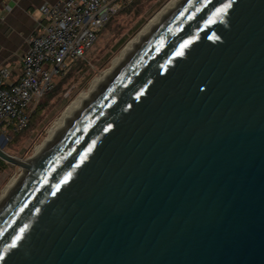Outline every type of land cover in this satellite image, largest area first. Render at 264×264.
Instances as JSON below:
<instances>
[{
    "label": "water",
    "instance_id": "water-1",
    "mask_svg": "<svg viewBox=\"0 0 264 264\" xmlns=\"http://www.w3.org/2000/svg\"><path fill=\"white\" fill-rule=\"evenodd\" d=\"M28 169L0 264H264V0H181Z\"/></svg>",
    "mask_w": 264,
    "mask_h": 264
},
{
    "label": "built area",
    "instance_id": "built-area-1",
    "mask_svg": "<svg viewBox=\"0 0 264 264\" xmlns=\"http://www.w3.org/2000/svg\"><path fill=\"white\" fill-rule=\"evenodd\" d=\"M132 0H64L40 9V33L31 37L19 79L0 69V133L20 134L29 126L34 104L51 93L70 64L84 60L110 19Z\"/></svg>",
    "mask_w": 264,
    "mask_h": 264
},
{
    "label": "rangeland",
    "instance_id": "rangeland-1",
    "mask_svg": "<svg viewBox=\"0 0 264 264\" xmlns=\"http://www.w3.org/2000/svg\"><path fill=\"white\" fill-rule=\"evenodd\" d=\"M170 0H132L118 11L98 34V40L85 59L73 64L58 80L51 95L33 105L29 126L20 134L0 133V149L19 160H25L47 136L48 130L64 111L86 93L100 72L108 69L125 45L144 28L148 21ZM4 162V161H3ZM0 172V193L20 173L18 166L4 162Z\"/></svg>",
    "mask_w": 264,
    "mask_h": 264
},
{
    "label": "bare ground",
    "instance_id": "bare-ground-1",
    "mask_svg": "<svg viewBox=\"0 0 264 264\" xmlns=\"http://www.w3.org/2000/svg\"><path fill=\"white\" fill-rule=\"evenodd\" d=\"M181 0H170L164 5L141 29L138 34L131 39L125 47L122 49L120 54L116 56L110 67L93 80L88 91L81 94L75 102H73L61 115V117L54 123V125L48 130L47 136L43 139L40 145L36 146L33 153L25 160H19L24 167L20 168V173L17 177L12 178L0 193V211L5 206L7 201L20 186V184L29 176V167L37 164L45 148L56 139L65 126L71 122L74 117L81 112V109L85 107L89 100L96 94L101 88L105 81L126 61V59L135 51V49L145 40L150 32L160 23V21L180 2Z\"/></svg>",
    "mask_w": 264,
    "mask_h": 264
},
{
    "label": "crops",
    "instance_id": "crops-1",
    "mask_svg": "<svg viewBox=\"0 0 264 264\" xmlns=\"http://www.w3.org/2000/svg\"><path fill=\"white\" fill-rule=\"evenodd\" d=\"M62 1L0 0V69L10 70L12 82L19 79L28 41L41 31V7ZM2 132L12 134L10 127Z\"/></svg>",
    "mask_w": 264,
    "mask_h": 264
},
{
    "label": "trees",
    "instance_id": "trees-1",
    "mask_svg": "<svg viewBox=\"0 0 264 264\" xmlns=\"http://www.w3.org/2000/svg\"><path fill=\"white\" fill-rule=\"evenodd\" d=\"M118 14V12L112 17V18H114L116 15ZM112 18L110 19V21L112 20ZM109 21V22H110ZM109 22H108V24H109ZM107 24V25H108ZM106 25V26H107ZM105 28V27H104ZM101 32V31H100ZM97 40H98V38H97ZM97 42V41H96ZM81 60H78V61H75V62H73V63H71V66L73 65V64H75V63H77V62H80ZM71 68V67H70ZM58 84V83H57ZM57 89V85H56V87H55V89L51 92V93H49V94H47L46 96H44L43 98H46V97H51V95L55 92V90ZM42 98V99H43ZM41 99V100H42ZM6 168V164L2 161V160H0V172L3 170V169H5Z\"/></svg>",
    "mask_w": 264,
    "mask_h": 264
},
{
    "label": "snow or ice",
    "instance_id": "snow-or-ice-1",
    "mask_svg": "<svg viewBox=\"0 0 264 264\" xmlns=\"http://www.w3.org/2000/svg\"><path fill=\"white\" fill-rule=\"evenodd\" d=\"M183 47V46H182ZM179 54V53H178Z\"/></svg>",
    "mask_w": 264,
    "mask_h": 264
}]
</instances>
